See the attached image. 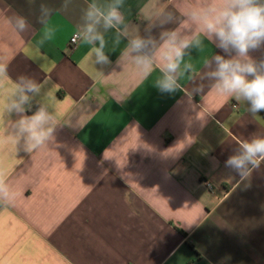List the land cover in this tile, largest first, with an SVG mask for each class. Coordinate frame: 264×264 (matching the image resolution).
Returning <instances> with one entry per match:
<instances>
[{
    "label": "crops",
    "instance_id": "1",
    "mask_svg": "<svg viewBox=\"0 0 264 264\" xmlns=\"http://www.w3.org/2000/svg\"><path fill=\"white\" fill-rule=\"evenodd\" d=\"M92 2L111 0H0V102L28 76L47 83L57 119L32 153L0 124V171L15 193L0 201V264H264V162L245 179L225 165L241 141L264 136V111L217 95L204 78L203 60L228 54L203 39L184 57L197 72L162 92L158 71L144 79L118 63L126 41L114 45V30L101 27L111 63L93 66L88 45L70 48ZM147 2L121 9L140 35L159 40L179 26L177 16L149 28ZM42 4L53 9L46 24ZM16 14L29 31L8 23ZM249 56L264 60V46Z\"/></svg>",
    "mask_w": 264,
    "mask_h": 264
},
{
    "label": "clouds",
    "instance_id": "2",
    "mask_svg": "<svg viewBox=\"0 0 264 264\" xmlns=\"http://www.w3.org/2000/svg\"><path fill=\"white\" fill-rule=\"evenodd\" d=\"M68 3L69 0H64L65 8ZM123 6L124 0H111L105 8L92 2L83 10L76 37L89 46L85 59L93 66L111 63L106 53L107 41L100 28L105 32L114 30V45L126 41L120 49L118 63L124 68L134 66L144 79L158 71L156 86L162 92L171 93L180 86L181 77L197 72L198 67L184 57L192 47L201 49L206 38L214 41L229 57L215 55L203 60L204 78L211 81L210 90L237 102H247L252 114L264 111V60L256 62L249 56L250 51L264 46V0H168L167 3L148 0L141 15L150 22L149 28L157 22L161 27L171 24L177 16L183 18L178 27L163 31L159 40L151 35H140L139 30L126 21L121 11ZM52 11L42 4L38 22L46 24ZM8 23L17 33L29 31L31 27L28 19L20 14L10 17ZM7 77V64L0 62V81ZM46 89V82L22 75L7 98L0 102L3 134L11 136L16 145L23 140L24 150L29 153L47 145L57 124ZM33 105L36 110L27 115ZM13 114L19 118L8 119ZM262 162L264 136L258 135L241 141L225 165L245 179ZM14 197L15 193L0 171V201Z\"/></svg>",
    "mask_w": 264,
    "mask_h": 264
},
{
    "label": "built area",
    "instance_id": "3",
    "mask_svg": "<svg viewBox=\"0 0 264 264\" xmlns=\"http://www.w3.org/2000/svg\"><path fill=\"white\" fill-rule=\"evenodd\" d=\"M80 40L77 39L76 34L71 38L70 41V48L73 49L77 46V44L79 43ZM236 107V106H235ZM207 186L209 189H213V186L211 183H207Z\"/></svg>",
    "mask_w": 264,
    "mask_h": 264
}]
</instances>
